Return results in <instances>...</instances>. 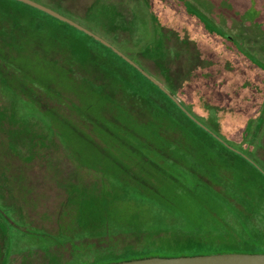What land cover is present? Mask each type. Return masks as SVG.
I'll return each instance as SVG.
<instances>
[{
  "label": "rangeland",
  "instance_id": "374dc122",
  "mask_svg": "<svg viewBox=\"0 0 264 264\" xmlns=\"http://www.w3.org/2000/svg\"><path fill=\"white\" fill-rule=\"evenodd\" d=\"M41 2L169 95L197 84V114H221L224 137L239 127L233 146L264 172V0ZM163 50L176 54L168 77ZM220 145L81 33L0 0V264L21 260L12 251L27 264L115 260L95 238L128 253L235 244L227 224L264 212V179Z\"/></svg>",
  "mask_w": 264,
  "mask_h": 264
},
{
  "label": "trees",
  "instance_id": "16d2710c",
  "mask_svg": "<svg viewBox=\"0 0 264 264\" xmlns=\"http://www.w3.org/2000/svg\"><path fill=\"white\" fill-rule=\"evenodd\" d=\"M10 1L12 3L18 4L20 6H24L29 10H32L39 16H42L44 18H47L49 20H54L64 26H68L70 29L77 31L84 35V37L92 42V45L97 47L98 49H101L108 57H111L115 59L117 62H119L123 67L127 68L129 71L134 73L137 78H139V82H141L143 85L152 88V90L159 94L164 100L168 103V106L174 111L180 114L182 117L188 120V122L192 123L193 125L197 126L199 129H201L205 134L211 136L215 141H218L223 149L226 150V152H229L231 155L240 158L242 161H244L251 169L255 171L257 175L262 177L264 179V172H262L258 166L253 164L251 155L246 152V150H242L241 148H236L235 143L237 142L240 137V130L239 127L237 129V134L229 138L224 137L220 132V130L217 132H213L212 129H214V123L219 124L218 128L220 129L221 125H223L224 117L219 114V121H216L212 115L207 114L204 112L202 115H198L197 112H199V105L197 103V99H195V95L199 92V89L197 88V84H192L190 81H186L185 86L183 87H175L171 89L170 96L164 89H162L159 85L155 84L147 75L149 74L146 68H142L138 65L137 62L134 61L133 57L131 58L130 54L129 57L126 56L124 53L119 51L118 53L115 52V46L108 42L109 40L105 38L103 35H101L100 32H97L94 29L88 28L86 26L80 25L84 27L87 31H84L83 29H80L79 27L74 26L73 24L60 20L56 17H53L39 9H36L30 5H27L23 2H19L16 0H6ZM37 3L43 4L51 8L52 10L58 12L59 14L63 15L60 11L57 9L49 6L48 4H44L41 2V0H33ZM190 7V6H189ZM191 10L192 7H190ZM197 16L200 18L203 15L197 11ZM65 16V15H63ZM66 17V16H65ZM68 18V17H67ZM70 19V18H69ZM201 19V18H200ZM72 20V19H70ZM203 20V19H202ZM73 21V20H72ZM205 21V20H203ZM75 22V21H74ZM91 34H90V33ZM221 37L226 39L228 42L232 43L231 39L232 37L226 33L217 31ZM97 37L101 38L105 42L109 43L110 45H106L103 43V41L99 40ZM233 45V43H232ZM236 47V46H235ZM237 48V47H236ZM239 50V48H237ZM240 51V50H239ZM121 52V53H120ZM243 55V51H240ZM174 50L165 51L163 50L157 57L156 61L160 62L161 66L167 65L168 68L163 69L165 72L164 74L169 76V67L173 64V59H175ZM127 58V59H126ZM166 67V66H165ZM170 81V78H168ZM168 91V90H167ZM175 95H179L183 99V103H179L177 99L175 98ZM190 96V98L188 97ZM192 96V97H191ZM174 97V98H172ZM186 101H189L190 104L186 103ZM212 109H214V105L211 106ZM216 108V107H215ZM209 109V107H208ZM264 110V101L261 106V110L258 114V116L255 119H260L261 112ZM188 113H190L194 119H192L190 116H188ZM219 112V109L218 111ZM218 114V113H217ZM226 119V117H225ZM214 120V121H213ZM197 121H199L201 124H203L207 129H204L202 126H200ZM218 122V123H217ZM243 130V129H242ZM250 127L246 125L245 129L243 130V133L241 135L242 141L244 140V144L248 145L250 143ZM214 135L219 137L222 141L217 139ZM239 136V137H238ZM248 148H253V146H249ZM251 159V160H250ZM255 216H251L249 218L241 217V216H235L234 220L231 223L227 224L228 232L232 233L236 236L238 241H236L235 244H224V245H198L193 246L189 248H167V247H161V246H154V245H148L147 247L137 248L134 252L128 253L124 251L120 245L115 246L114 244H110L107 241V238H95L91 241H94L93 247L96 245V250L100 249H107L109 252H111L112 255L115 256V260H107L106 262L96 261V260H88L87 262H78L77 260L74 261V257L76 259L75 252L72 254L69 252V257H67V260L62 264H108L112 262H121L126 260H133V259H142L147 257H155V256H161V257H175V256H193V255H207V254H214V253H225V252H243V253H264V212H257L254 213ZM7 230V229H6ZM8 231V230H7ZM6 231V233H7ZM86 240V239H85ZM87 241V240H86ZM8 244V241H7ZM72 242H69V246L71 247ZM73 248H71L72 250ZM94 249V248H93ZM67 252V253H68ZM8 254V252H7ZM29 253H23L21 256L18 253H12L10 254V258H20L21 260L16 264H27L29 263L28 260ZM25 258L26 263H24L23 259ZM11 260V259H10Z\"/></svg>",
  "mask_w": 264,
  "mask_h": 264
},
{
  "label": "water",
  "instance_id": "95a60500",
  "mask_svg": "<svg viewBox=\"0 0 264 264\" xmlns=\"http://www.w3.org/2000/svg\"><path fill=\"white\" fill-rule=\"evenodd\" d=\"M17 1L23 2L53 17L69 22L73 24L74 26L79 27L80 29H83L84 31H87L84 27L80 26L76 22L70 20L69 18L59 14L58 12L50 8H47L33 0H17ZM97 38L103 41V43H105L106 45H110L109 43L105 42L101 38L99 37ZM147 76L149 77V75ZM150 79L154 81L152 78ZM187 114L192 119H194V117L190 113L187 112ZM197 123L200 126H202L204 129H207L199 121H197ZM214 136L220 141H222L216 135ZM108 264H264V253L225 252V253H214V254L193 255V256H175V257L155 256V257H147V258H142V259H133V260H126V261H121V262H113V263H108Z\"/></svg>",
  "mask_w": 264,
  "mask_h": 264
}]
</instances>
